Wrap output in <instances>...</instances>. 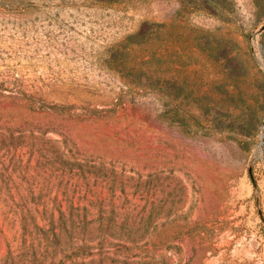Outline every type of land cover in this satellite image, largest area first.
<instances>
[{
	"label": "rangeland",
	"instance_id": "374dc122",
	"mask_svg": "<svg viewBox=\"0 0 264 264\" xmlns=\"http://www.w3.org/2000/svg\"><path fill=\"white\" fill-rule=\"evenodd\" d=\"M263 25L264 0H0V264H264Z\"/></svg>",
	"mask_w": 264,
	"mask_h": 264
},
{
	"label": "trees",
	"instance_id": "16d2710c",
	"mask_svg": "<svg viewBox=\"0 0 264 264\" xmlns=\"http://www.w3.org/2000/svg\"><path fill=\"white\" fill-rule=\"evenodd\" d=\"M211 2H213V0H210ZM38 108H40L41 110H47V111H51V110H58L60 111L61 109H66V106H61L58 104H53L52 106H46L45 103H42L41 105L38 106ZM69 108V107H68Z\"/></svg>",
	"mask_w": 264,
	"mask_h": 264
},
{
	"label": "bare ground",
	"instance_id": "6f19581e",
	"mask_svg": "<svg viewBox=\"0 0 264 264\" xmlns=\"http://www.w3.org/2000/svg\"><path fill=\"white\" fill-rule=\"evenodd\" d=\"M262 63H263V61H262ZM264 64V63H263ZM261 143H262V145H264V126H263V128H262V132H261Z\"/></svg>",
	"mask_w": 264,
	"mask_h": 264
},
{
	"label": "water",
	"instance_id": "95a60500",
	"mask_svg": "<svg viewBox=\"0 0 264 264\" xmlns=\"http://www.w3.org/2000/svg\"><path fill=\"white\" fill-rule=\"evenodd\" d=\"M264 30V25L261 27V31Z\"/></svg>",
	"mask_w": 264,
	"mask_h": 264
}]
</instances>
